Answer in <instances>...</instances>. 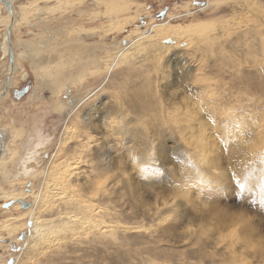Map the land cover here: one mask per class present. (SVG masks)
<instances>
[{"label":"rangeland","instance_id":"374dc122","mask_svg":"<svg viewBox=\"0 0 264 264\" xmlns=\"http://www.w3.org/2000/svg\"><path fill=\"white\" fill-rule=\"evenodd\" d=\"M10 1L0 264H264V0ZM172 27L181 42L155 36Z\"/></svg>","mask_w":264,"mask_h":264},{"label":"bare ground","instance_id":"6f19581e","mask_svg":"<svg viewBox=\"0 0 264 264\" xmlns=\"http://www.w3.org/2000/svg\"><path fill=\"white\" fill-rule=\"evenodd\" d=\"M9 5H10V11L6 8L5 5H3V3H0V27H3V29L5 30V33H3V38H2V42H1V49H2V54H3V57H8V61H9V45L7 43V31H9L10 33V41H11V27H13L14 23H15V12L13 10V4L11 3L10 0H6ZM4 10V11H3ZM8 13V14H7ZM2 14L4 16H2ZM122 22V21H121ZM178 28L177 27H172V28H165L164 30L162 29H157L155 30V36H157L159 39H162V41H165V40H168V44H171V43H179L181 42V39H179V37H177L176 35H180L178 32H177ZM183 30V29H182ZM153 31V30H152ZM187 38V37H186ZM156 39V38H155ZM157 40V39H156ZM139 41L140 43H137V47L138 48V51L140 52H144L146 51L147 49H149V57H151L152 59L155 58L156 55L158 54H161V53H164V50H165V47L167 46H163L161 45V42H154V43H150V42H153V39L150 37V38H146V37H140L139 38ZM161 41V40H160ZM12 46V45H11ZM13 47V46H12ZM13 50V48H12ZM168 52V51H167ZM251 54V53H250ZM134 56V55H133ZM132 56V57H133ZM136 56V55H135ZM147 56V57H148ZM159 56V55H158ZM254 56V55H253ZM138 57V56H137ZM142 60V59H141ZM259 65V64H258ZM9 69L10 71H17L18 70V66H17V62L14 60V56H13V61H12V64H9ZM6 78V77H5ZM8 78H6V82L8 83ZM1 86V85H0ZM73 103V101H70L69 102V105H71ZM112 124V123H110ZM104 129L105 131L106 130H111L110 129V125L109 124H105L104 123ZM0 132L2 134V136H5L4 134V130L3 129H0ZM70 139V138H69ZM4 140V139H3ZM64 139H61V142H60V147L64 144ZM67 141V140H66ZM4 144H5V141H4ZM4 151H5V145H4V150L2 152V154H4ZM7 152V151H6ZM2 154L0 155V158L2 156ZM54 159V157L52 158V160ZM69 165V164H68ZM59 166V165H58ZM62 167V166H61ZM143 167V166H142ZM67 168V167H66ZM59 169V168H57ZM69 170V169H67ZM56 171V169H55ZM63 172V170H60ZM59 171V172H60ZM56 173V172H55ZM54 174V173H53ZM57 175V174H56ZM53 176V175H52ZM61 177V176H60ZM59 177V179H61ZM70 177V176H69ZM53 178V177H52ZM67 178V177H66ZM63 181L65 180L64 177H62ZM55 181V180H53ZM57 181V180H56ZM55 181V182H56ZM59 181V180H58ZM53 183V182H52ZM57 183V182H56ZM60 183V182H59ZM63 184V183H62ZM65 184V183H64ZM61 185V183H60ZM53 188V187H52ZM60 188V186H59ZM45 189V188H44ZM49 189V188H48ZM65 189V188H64ZM50 190V189H49ZM62 191V190H61ZM45 192V191H44ZM49 193H52V192H49ZM55 194V193H54ZM71 194V193H70ZM25 197L24 194H12V193H9V194H4L2 195V199H4L6 201V203H3L2 204V207L4 204H7V203H11L9 207L7 208H3V209H9L12 205V209L14 210H18V207H19V204L18 202L20 203L21 205V208H22V203L26 206L25 209H27L30 204L29 203H24V202H20L23 200V198ZM74 197V196H73ZM33 198L36 200V205L35 206H32L29 210V212L27 213L28 215L31 216V220H32V233L33 235L39 239L40 241H43V237H45L48 233L46 231H43L41 230V227L39 226L40 225V214H41V211H42V208L43 207V203L45 202V200H43L44 198H46V195L42 192V189L35 195L33 196ZM50 200V198H48ZM47 199V200H48ZM65 200V199H64ZM67 200V199H66ZM15 201V202H14ZM17 201V202H16ZM69 201V199H68ZM72 201V200H71ZM14 202V203H13ZM75 203V202H74ZM47 204V203H46ZM53 204V203H52ZM67 204V203H66ZM71 204V203H70ZM48 206V205H46ZM76 206V207H75ZM75 208H78L79 212L81 213H87L89 216L91 213H94L96 212L95 211V207H93L92 205H89L87 203H83L81 202V200H77L76 201V204H75ZM23 210H25L24 208H22ZM85 213V214H86ZM84 215V214H82ZM88 216V217H89ZM87 218V215L83 216V218ZM91 217V216H90ZM83 218H78L76 216H69V214L64 217V219H62L60 222H58L59 224H64L65 225H69V224H72V225H80L82 226L84 224V219ZM11 220H16V218H13ZM2 225V229H6L9 225L7 224V222H4ZM42 226V225H41ZM56 232V231H55ZM13 264V263H12Z\"/></svg>","mask_w":264,"mask_h":264},{"label":"water","instance_id":"95a60500","mask_svg":"<svg viewBox=\"0 0 264 264\" xmlns=\"http://www.w3.org/2000/svg\"><path fill=\"white\" fill-rule=\"evenodd\" d=\"M0 3H3V5L6 6V8L10 11V5L6 0H0ZM7 43L9 45V64H12L13 61V50H12V46H11V41H10V33L9 31H7ZM29 90V86L25 85L23 86L20 90H14L13 91V99L14 100H19L20 98H22L23 96H25L27 94ZM4 140H3V136L0 132V155L2 154L3 150H4ZM11 203H7L3 205V208H7L10 206ZM27 206V205H26ZM26 206L22 203V208H26ZM13 260L10 259L7 264H12Z\"/></svg>","mask_w":264,"mask_h":264},{"label":"crops","instance_id":"0c3cea01","mask_svg":"<svg viewBox=\"0 0 264 264\" xmlns=\"http://www.w3.org/2000/svg\"><path fill=\"white\" fill-rule=\"evenodd\" d=\"M3 55V54H2ZM13 56H14V60L16 59L15 58V55H14V53H13ZM10 68V67H9ZM13 71H10V69H9V73H12ZM24 75H21V77H23ZM6 78H8L9 80H10V77H6ZM9 80H8V83L5 81V88H4V93H3V95H1V97L0 98H2V97H4V96H6L7 95V90H8V88H9V84H10V82H9ZM67 107H69V105H67ZM52 110V109H51Z\"/></svg>","mask_w":264,"mask_h":264},{"label":"snow or ice","instance_id":"6c2138e0","mask_svg":"<svg viewBox=\"0 0 264 264\" xmlns=\"http://www.w3.org/2000/svg\"><path fill=\"white\" fill-rule=\"evenodd\" d=\"M213 163H214V161H209L210 165L213 164ZM262 191H264V186H262Z\"/></svg>","mask_w":264,"mask_h":264},{"label":"flooded vegetation","instance_id":"af4514ba","mask_svg":"<svg viewBox=\"0 0 264 264\" xmlns=\"http://www.w3.org/2000/svg\"><path fill=\"white\" fill-rule=\"evenodd\" d=\"M20 90V89H19Z\"/></svg>","mask_w":264,"mask_h":264}]
</instances>
